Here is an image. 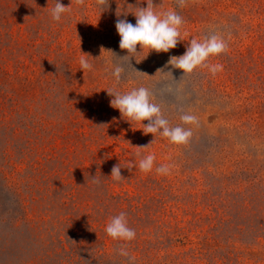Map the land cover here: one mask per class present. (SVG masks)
<instances>
[{
	"label": "rangeland",
	"instance_id": "obj_1",
	"mask_svg": "<svg viewBox=\"0 0 264 264\" xmlns=\"http://www.w3.org/2000/svg\"><path fill=\"white\" fill-rule=\"evenodd\" d=\"M55 3L0 0V264H264V0H153L184 18L183 40L137 54V71L115 25L118 12L135 24L147 0H62L60 22ZM210 31L228 44L207 62L220 71L168 63ZM139 86L173 126L181 110L197 115L189 143L145 135L111 106L107 90ZM137 153H155L151 172ZM120 212L132 241L106 233Z\"/></svg>",
	"mask_w": 264,
	"mask_h": 264
},
{
	"label": "clouds",
	"instance_id": "obj_2",
	"mask_svg": "<svg viewBox=\"0 0 264 264\" xmlns=\"http://www.w3.org/2000/svg\"><path fill=\"white\" fill-rule=\"evenodd\" d=\"M81 6L86 4V0H77ZM106 0H97L98 6H103ZM180 7H184L186 0H177ZM147 7H139L135 12L136 23L127 19H118L116 29L121 37L120 48L127 50L128 55L121 58L136 70L132 64V59L137 60V54L148 50L157 53H168L175 49L181 40H183L181 29L185 23L184 18L174 10L156 11L153 0H147ZM70 6H65L62 0H56L55 7L52 9V19L60 22L64 19L65 13L69 12ZM139 46V51H138ZM228 49L227 41L218 32L210 31L203 40L191 39L190 45L186 52L181 56H171L168 63L176 69L183 71L184 75L192 73L198 67H209L210 71L215 74L222 69V65H210L207 62L210 57L219 56ZM88 54L81 56L80 66L84 72L93 71L94 65L86 58ZM137 71V70H136ZM126 69L122 64L113 62L111 75L115 77L117 85L125 78ZM140 72V71H138ZM109 96L113 97L111 106L118 109L122 117H128L127 121H137L143 124L141 128L145 135L153 134L154 137L159 133L162 137L167 138L171 143L176 145H185L189 143L193 136V127L199 126V118L190 111L181 110V124L173 126L169 119L165 117L164 112L159 104L154 101L153 94L145 86L134 87L129 91L121 92L118 87L107 90ZM148 121L147 124L144 122ZM148 146L141 148H149ZM139 158L138 167L141 171L151 172L155 166L156 155L149 153L146 155L136 154ZM135 164L136 161H130ZM120 163L112 169L111 177L120 181L124 179L121 172ZM156 172L168 174L170 167L160 165L156 167ZM95 178V177H93ZM106 233L114 240L129 242L136 238V231L129 226L126 212H120L111 218L106 226ZM122 256L129 257V252L125 246L119 249ZM134 259V257H130Z\"/></svg>",
	"mask_w": 264,
	"mask_h": 264
}]
</instances>
